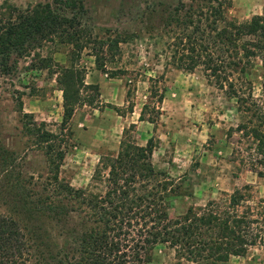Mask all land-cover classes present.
<instances>
[{"label":"rangeland","instance_id":"obj_1","mask_svg":"<svg viewBox=\"0 0 264 264\" xmlns=\"http://www.w3.org/2000/svg\"><path fill=\"white\" fill-rule=\"evenodd\" d=\"M193 1L183 0L186 7L174 13L177 0H0V10L9 5L26 11L47 4L53 11L75 18L81 31L80 49L53 37L18 59L10 73L0 74V145L12 152L14 172L22 174L25 189L32 187L58 198L48 185L51 174L42 147L25 133L23 114L56 134V145L64 154L57 177L73 189L92 186L90 178L99 159L114 157L124 136L137 144V136L145 130L148 136L143 135V140L151 138L154 145L152 166L186 195L172 202V215L203 206L244 185L250 187L247 203L253 214L264 206V176L254 172L264 174V158L259 163L249 139L234 131L244 117H264V63L253 60L245 75L236 69L227 72L238 95L245 99L241 109L234 98L208 82L201 64L191 72L175 69L170 62L172 43L191 35L192 26L186 23L184 12ZM253 15L264 16V0H231L226 11V18L237 22ZM196 19L193 14L191 20ZM206 36L201 31L191 35L198 44L200 40L211 48L213 56H232V51L221 55L217 42ZM110 41L116 48L108 49ZM68 65L81 72L84 85L96 86V90L79 91L82 100L91 102L75 106L61 130L62 97L56 71ZM109 80L117 82L124 96L118 105L105 103L101 97L105 92L99 82ZM163 97L173 101L169 118L160 116ZM138 109L141 120L130 114ZM27 176H31L29 181ZM101 189L102 184L97 183L92 191ZM68 204L75 207L73 202ZM8 210L11 212L0 203L1 212ZM81 219L82 214L69 212L65 221L70 227L78 226ZM261 235L263 245L256 244L243 257H231L225 264H264V230ZM152 264L187 263L178 261L172 250L158 247L153 250Z\"/></svg>","mask_w":264,"mask_h":264},{"label":"trees","instance_id":"obj_2","mask_svg":"<svg viewBox=\"0 0 264 264\" xmlns=\"http://www.w3.org/2000/svg\"><path fill=\"white\" fill-rule=\"evenodd\" d=\"M182 1L177 0L174 13L186 7ZM230 3L231 0H195L184 15L186 23L192 26L191 35L201 31L207 39L217 42L221 55H230L232 51V56H213L211 48L186 35L172 43L170 62L175 69L187 72L201 64L208 82L234 98L241 109L245 99L238 95L239 90L227 72L236 69L235 72L245 75L253 60L264 63V16L253 15L241 22L227 19ZM193 14L196 21L191 20ZM175 20L179 22V18ZM77 22L51 10L47 4L26 11L3 6L0 74L10 73L18 59L53 37L80 49ZM108 43V49L116 48V43ZM93 57L98 64L96 52ZM56 84L62 97V130L75 106L91 102L82 100L79 91H95L96 86L84 85L81 72L72 65L57 69ZM22 117L26 120V135L42 147L51 174L48 185L58 198L32 187L25 189L22 174L14 172L12 152L0 145V203L11 209L9 213L0 211V264H152L153 250L158 247L172 250L178 261L187 264H225L231 257H243L248 248L263 245L264 206L253 214L247 203L251 198L249 186L235 188L222 198L172 215V202L186 195L164 172L152 166V139L139 146L124 136L114 157L99 159L90 178L92 186L73 189L57 177L64 154L56 145V134L44 129L43 122H33L27 114ZM141 119L140 113L138 120ZM234 131L249 139L261 163L263 115L244 117ZM254 172L257 177L264 176L260 171ZM28 179L31 176L25 180ZM97 183L102 184V189L92 191ZM69 212L82 214L78 226L68 227L65 218Z\"/></svg>","mask_w":264,"mask_h":264},{"label":"crops","instance_id":"obj_3","mask_svg":"<svg viewBox=\"0 0 264 264\" xmlns=\"http://www.w3.org/2000/svg\"><path fill=\"white\" fill-rule=\"evenodd\" d=\"M115 83H117V82L116 81H110V80L105 81V82H101V81L99 82V86L102 87L104 92H105V94L103 96L101 95V97L104 98L105 103H109L111 105H118V104H116L117 102L122 103L124 96L121 94L120 88ZM107 85H109V86H107ZM109 90H112L113 93L108 94ZM135 102L137 103V99L134 100V103ZM171 102H173V101L169 100V98H167V97L162 98L161 103H160V106H161L160 110H162V111L164 110V113L160 116H168V118L171 116V114L169 112L170 107H171V106H169V104ZM141 106H142V103H141ZM141 106H140V108H141ZM130 114H133L136 117H138L139 109L133 113H130ZM138 123H142V122L139 121ZM143 132H144V134L142 132H140L139 136H137V138H138L137 145H139V146H144V144L147 141L146 140L147 138H144V140L142 138L143 135L146 137L148 136V135H146L145 130ZM149 132H151V130ZM163 135L165 136V134H163ZM159 139H161V138H159Z\"/></svg>","mask_w":264,"mask_h":264}]
</instances>
